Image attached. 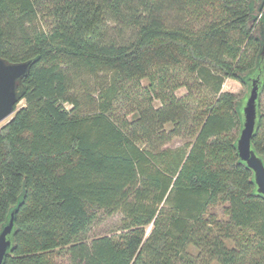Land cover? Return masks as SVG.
I'll use <instances>...</instances> for the list:
<instances>
[{
  "label": "trees",
  "instance_id": "16d2710c",
  "mask_svg": "<svg viewBox=\"0 0 264 264\" xmlns=\"http://www.w3.org/2000/svg\"><path fill=\"white\" fill-rule=\"evenodd\" d=\"M111 20L133 38L107 39ZM263 20L264 0H0V56L31 60L0 126L3 264H264V196L236 149L242 99L221 88L248 86ZM77 71L132 82L131 118L109 101L82 112ZM263 94L264 80L251 138L264 162ZM181 132L188 149L166 159ZM102 212L120 225L88 240Z\"/></svg>",
  "mask_w": 264,
  "mask_h": 264
},
{
  "label": "rangeland",
  "instance_id": "374dc122",
  "mask_svg": "<svg viewBox=\"0 0 264 264\" xmlns=\"http://www.w3.org/2000/svg\"><path fill=\"white\" fill-rule=\"evenodd\" d=\"M170 17V16H169ZM108 18L111 17L108 15ZM134 36L133 29L122 22H113L111 20L110 27L107 29V39H114L119 42H125L131 40ZM261 38H262V47L259 53L258 61L260 62L259 73L264 75V20L261 25ZM258 72V71H257ZM79 73V75H77ZM76 77L74 79V91L80 99L84 101L85 104H82V112L91 113L101 101H109V114L112 118L116 120H129L131 118V113L129 112L132 106V101L130 97H127L125 93H130L134 96L135 88L132 82H115L111 74L102 73L96 77L89 75L85 71H77ZM256 73V72H255ZM254 73V74H255ZM74 75V74H73ZM75 76V75H74ZM140 84H144V81H141ZM189 84L193 86V93L195 95L202 94L200 93L202 87L200 80H190ZM222 90L231 91L237 93L241 96V99L247 93V87H244L239 81L232 78H225L222 83ZM177 96H183L187 93V88L185 86H180L175 90ZM89 97L91 101H89ZM264 101V94L261 97ZM264 103V102H263ZM24 104V100L21 99L17 104L16 108H19ZM154 105H158V101H154ZM64 106L67 109L72 107L69 103H64ZM12 116V115H11ZM10 116V117H11ZM6 118L0 122L2 126L10 118ZM168 128V127H167ZM192 141V136L189 133L181 132L179 136L174 137L171 141L166 142L162 145V149H168L169 155L166 157H174L177 150L182 154L185 150L188 149L189 144ZM223 205H218L212 208V212L215 213L219 218L225 217L222 212ZM121 222V213H114L108 215L104 212L100 213L98 218L93 222L90 227V230L87 234L88 240L92 237L103 235L106 233H111L118 229ZM150 226L146 229V234L150 231Z\"/></svg>",
  "mask_w": 264,
  "mask_h": 264
},
{
  "label": "water",
  "instance_id": "95a60500",
  "mask_svg": "<svg viewBox=\"0 0 264 264\" xmlns=\"http://www.w3.org/2000/svg\"><path fill=\"white\" fill-rule=\"evenodd\" d=\"M30 64L31 60L9 62L0 56V122L15 113L16 106L22 99L20 80L27 73ZM259 67L260 65L254 71L256 73L249 77L247 93L241 100V127L236 139V149L240 160L253 172L256 192L264 196V162L251 144L257 128L258 99L264 80V75L258 74ZM13 216L12 212L0 231V264L4 263L12 245Z\"/></svg>",
  "mask_w": 264,
  "mask_h": 264
}]
</instances>
